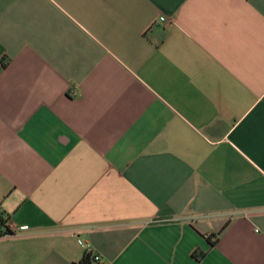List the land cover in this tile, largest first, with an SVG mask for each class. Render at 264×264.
<instances>
[{"label":"crops","instance_id":"crops-1","mask_svg":"<svg viewBox=\"0 0 264 264\" xmlns=\"http://www.w3.org/2000/svg\"><path fill=\"white\" fill-rule=\"evenodd\" d=\"M0 211V264H264V0H0Z\"/></svg>","mask_w":264,"mask_h":264},{"label":"trees","instance_id":"trees-1","mask_svg":"<svg viewBox=\"0 0 264 264\" xmlns=\"http://www.w3.org/2000/svg\"><path fill=\"white\" fill-rule=\"evenodd\" d=\"M10 217L0 211V237L13 235L12 230L9 227ZM202 255H196L200 258ZM79 264H97L91 255H84L82 261Z\"/></svg>","mask_w":264,"mask_h":264},{"label":"built area","instance_id":"built-area-1","mask_svg":"<svg viewBox=\"0 0 264 264\" xmlns=\"http://www.w3.org/2000/svg\"><path fill=\"white\" fill-rule=\"evenodd\" d=\"M159 21H160V23H165L166 22V18L165 17H160ZM9 227H10V223H9ZM23 229H25V228H23ZM78 242L85 249V255H91L94 258L95 262H97V263L101 262L100 256L94 254L92 252L91 248L88 245H86L82 240H78Z\"/></svg>","mask_w":264,"mask_h":264}]
</instances>
